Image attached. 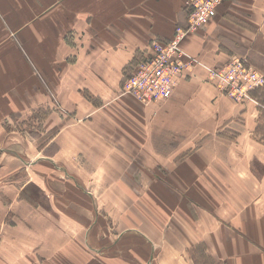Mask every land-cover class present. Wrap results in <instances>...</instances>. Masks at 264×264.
<instances>
[{
  "label": "crops",
  "instance_id": "1",
  "mask_svg": "<svg viewBox=\"0 0 264 264\" xmlns=\"http://www.w3.org/2000/svg\"><path fill=\"white\" fill-rule=\"evenodd\" d=\"M8 1L0 0V12L6 3L11 4ZM183 1L97 0L95 2L88 0L87 5L80 9L81 15L77 20H69V31L73 28L74 36L81 39L80 53L75 55V59L69 65V111L73 112L74 116L80 114L86 118L85 121H89L82 125L84 129H88L86 126L90 125L91 120L98 119L97 125L92 124L94 132L106 139L107 145L113 147L112 150L115 153L113 157L117 153L122 154L134 168L135 175L131 176L133 185L143 184L142 175L138 176L139 168L149 169L147 176L151 178V182L147 181V184H153L154 178L157 180L156 176L152 177L151 165L147 161L149 158L154 162V154H158L161 162L164 161L163 165L155 164V166L165 167L171 164V157L195 145L191 162L198 167H201L200 161L210 165L209 197L214 201H220V205H216L211 210L206 205L202 192L195 191L190 194L187 193L189 188L178 187L177 193L189 206L188 209L185 207L186 212L181 217L185 224L180 226V222L178 226L170 225L167 231L164 228L157 230L154 235H145L148 237L146 242L154 247L156 252L154 264H185L187 245L184 246L183 238L187 235L186 228L191 221H193L195 238L189 246L204 245L205 256L211 259L213 264H264L263 148L252 150L250 145L231 141L232 143L223 144L221 147L222 157H224L222 159L217 155L218 148L214 146L207 149L205 145H202L208 136L219 130L227 121H232L238 126L228 125L231 132H233L232 129L236 131L238 139L248 137L255 132L256 128L258 129L259 107H256L251 100L237 106L224 105L217 97L216 89L205 83V80L208 72L218 63L225 61L229 54L245 57L249 63L258 65L264 71V0L225 2L218 8L216 17L209 24L200 28L195 34L189 35L182 42L183 51L193 59V65L197 69L188 71L179 78L173 95L169 99L146 108H141L128 98L114 102L103 112H99L94 107L96 100H103L105 96L114 97L115 88L125 68H131L135 62L144 58L152 41H168L173 36L175 27L183 26L185 23ZM83 2L82 5H84ZM105 7L109 9V12L102 10ZM93 8L99 10L97 18ZM113 11L120 13L116 14ZM0 27L2 36L1 23ZM86 49L90 54L85 56ZM91 56L93 59L89 61ZM95 58L103 61L104 68L111 66V68H119L117 72H114L115 78L118 76L117 81H114V87L105 84V77L100 72L96 76L89 75L87 66ZM0 59L2 65L4 61L2 54ZM202 62L205 63L202 65ZM5 70L7 73H4ZM22 72V77L27 78L23 68ZM2 76L10 77L8 68H0V78ZM30 82L33 84V90L41 86L34 76L30 77ZM29 90L28 95L33 92L31 88ZM9 91L10 88H7L0 79V106H2L0 107V163L4 158L2 152H8L16 156L20 164L19 168L21 165L32 168L33 163L28 162V152L37 150L36 145L22 140L18 152L2 150L9 143V132L3 129L2 122L8 123V119L13 116L18 117L16 122L19 121L21 114L30 108L47 104L49 97L45 95L43 99L18 100L8 105L11 100ZM25 93L22 88L17 91L18 97L26 96ZM16 106L17 109L11 111ZM221 106H228V108L223 109ZM123 114L128 124L124 128H122ZM47 116L48 114L44 117L43 127L45 128L47 123L48 130L55 128L56 133L43 145L49 147V144L53 143V150L57 155L69 149L68 152L73 151L74 156L79 154L87 156V149H89L87 142L92 140L88 137L93 136L94 132L87 136L89 133L87 135L80 133V125L64 128L58 122H53V119L48 120ZM62 128L69 141H63V138L59 137L58 132L60 133ZM36 144L42 145L38 142ZM260 146L264 147L262 144ZM138 152L145 154L147 165L138 163L136 157ZM214 156L216 162H214ZM38 158L45 160L44 162H47V158L49 159L46 156H38ZM55 159L53 156L50 160L59 161ZM4 164L8 166L7 161ZM111 165L114 166L113 163ZM243 168L249 170H245V180L237 181V174ZM36 170L32 168L35 172L33 175L41 180ZM173 170L185 183H190L193 178L198 183L189 163L183 162ZM17 174L18 171L15 168L8 178L4 181L0 180V264L6 263L5 253L14 257L15 253H11L14 245L21 244V250L20 248L19 250L23 251L25 240L29 235L34 234L28 230L29 226L35 223L40 213H46L33 204L36 199L29 192V188L33 185L30 183H34L33 180L28 179L29 175H27L25 181L23 180L25 175L18 177ZM197 175L202 176L198 173ZM39 182L47 192L45 179ZM239 183H242L240 193L235 192L239 190ZM218 184L223 190L219 191L220 193L217 192ZM36 185L41 186L37 183ZM134 195L136 196L135 193ZM40 196L43 197L44 193ZM192 201L200 203L204 209L198 207L200 204H193ZM54 205L58 210V205L56 203ZM103 211H106L105 208ZM110 215L114 214L110 213ZM205 224L208 225V236L203 235L205 231L207 233V230H204ZM49 228L48 232L57 231L56 224H50ZM9 248L10 251H8ZM44 249L39 246L37 257L42 260L47 258V254L42 252ZM20 251L17 252L18 255L21 254ZM119 262L120 260H114L113 264Z\"/></svg>",
  "mask_w": 264,
  "mask_h": 264
},
{
  "label": "rangeland",
  "instance_id": "2",
  "mask_svg": "<svg viewBox=\"0 0 264 264\" xmlns=\"http://www.w3.org/2000/svg\"><path fill=\"white\" fill-rule=\"evenodd\" d=\"M91 1L97 2V0ZM227 1L229 0H224L222 4ZM9 2L11 4L6 3L0 12L2 26V36L0 27V55L2 54L4 57L0 68H8L10 74L8 78L2 76L0 79L3 80L7 88H10L9 93L12 101L9 100L8 105H12L18 100L43 99L45 95L49 97V101L39 107L30 108L21 114V117L19 116L17 122V116L9 118L8 123L2 122L3 129L9 132V143L2 150H16L18 152L22 140L34 143L37 150L28 152V162L33 163L32 168L37 169L36 174L40 176L41 180L33 175L35 172L32 171L31 167L27 165L22 167L21 165L19 168L20 164L15 155L2 151L4 158L0 163V172L2 173L0 180L4 181L8 178L15 168L18 171V177L25 175L23 180L26 181L27 175H29L28 179L34 182L30 183L33 185L29 188V192L32 193L31 196L36 199L33 204L37 205L38 209L46 211L45 214L40 213L35 223L29 226L28 230L34 234L33 236L29 235L25 240L23 251H20L21 244H17L12 247L11 253H15L14 257L5 253V264H113L114 260H120L118 264H154L156 252L154 247L146 242L148 237L145 235H154L157 230L164 228L167 231L170 225L178 226L180 222V226L185 224L181 217L186 212L185 207L188 209L189 206L177 193L178 187L189 188L187 193L190 194L195 191L202 192L205 203L211 210L216 205H220V201H214L209 197L211 191L210 165L199 160L201 167H198L191 162L195 145L185 149L180 154H176L173 158L171 157V164L165 167L155 166V164L163 165L164 161L161 162L158 154H154L155 161L153 162L149 158L147 161L151 165L152 177L156 176L157 180L153 177L155 180H153V184H147V181L151 182V178L147 176L149 169L146 167L139 168L137 172L139 171L138 176L142 175L143 184L133 185L131 176L132 174L135 175L133 173L134 168L122 154L117 153L113 157L115 154L112 150L113 147L107 145L106 139L94 132L92 124L97 125L98 119L91 120L90 125L86 126L88 129H84L82 125L89 121H85L86 118L80 114L74 116L73 112L69 111V65L75 59V55L80 53L81 45L80 37L74 36L72 32L73 28L69 31V20H77L81 15L80 9L87 5L88 0H9ZM183 6L185 23L182 27H175L174 33L177 28L187 26L188 11L185 5ZM89 8H91V4H89ZM93 10L96 11L94 14L97 18L99 10L98 8H93ZM102 10L109 12L106 7ZM200 28L192 34H195ZM157 41H152L147 50H150L153 43ZM159 41L161 42V40ZM84 53L85 56L90 54L87 49ZM183 53L187 55L184 51ZM92 59L93 56L89 58V61ZM237 59L240 62H237ZM137 62L131 68H125L119 83H117V88H115L114 97L105 96L103 100H96L95 109L103 112L114 102H120L119 100L123 98L134 101L141 108L165 101H142L131 92H124V79L135 71ZM242 62H245V68H234ZM204 63L202 62V65ZM89 64L87 66L89 75L95 74L96 76L100 72L105 77V84L114 87V81H117L116 78H118V76L115 78L114 72H117L119 68H111L112 66L104 68L102 66L103 61H98V58ZM227 66L230 68H224ZM22 68L27 78L22 77ZM194 69H197L194 65L185 68L180 77ZM211 70L221 71L223 75H217L215 79H212L210 78ZM211 70L207 74L205 83L216 89L220 102L228 106H237L251 100L256 107H259L260 117L258 129L256 128L255 132L248 137L238 139L235 134L236 131L232 129L233 133L230 128L238 126L232 121H227L219 130L217 129L208 136L202 145H205L207 149L214 146L218 148L219 153L217 155L222 159L224 157H222L223 150L221 147L226 143L236 142L241 143V145H250L252 150L258 148L264 150V147L260 146L261 144L264 145V84L253 88L261 76L263 78L264 71L258 65L249 63L245 57L236 54L227 55L225 61L218 63ZM241 70L244 71L241 72ZM226 72L233 75L230 80L233 93H226L219 87L220 82L226 76ZM4 73L7 71L5 70ZM238 75L240 77H237ZM31 76H34L36 82L41 84L40 88L33 90V84L30 82ZM241 77L245 79L244 82H241ZM232 82H238V85L232 84ZM20 88L26 92L25 95L30 93V88L33 92L18 97L17 91ZM228 106H221V108L226 109ZM0 107L2 108V106ZM3 109H5V105H3ZM15 109L17 106L11 111ZM47 114L48 120L53 119V122H58L64 128L80 125V133L85 135L89 133L87 136H90L94 132L93 136L88 137L92 140L87 142L89 147L87 156H81V154L74 156L73 151L68 152L69 149H67L68 153L64 150L57 155L53 150V143H50L49 147L43 145L56 133L55 128L48 130L47 123H45V128L43 127L44 117ZM125 125L128 124L123 114L122 128ZM64 128L60 133L58 132V135L63 138V141H69L64 135ZM65 131L67 130L65 129ZM36 142L42 145L38 146ZM207 149L205 150L209 152ZM38 156H46L49 159L47 158V162H44L45 160L38 158ZM53 156L56 158L55 160L58 159L59 161L50 160ZM136 157L139 164L147 165L145 154L138 152ZM6 161L8 166L4 164ZM183 162L189 163L198 183L194 178L190 183H185L184 180H180L176 176L177 173H174L173 168ZM214 162H216L215 156ZM22 168L23 171H21ZM245 170L249 171L247 168H243L238 172L237 181L245 180ZM197 173L202 174V176L199 177ZM43 179H45L48 188L47 192L39 182ZM36 183L42 187H38ZM195 183L196 185H194ZM241 184L239 183V190H235V192L240 193L242 191ZM219 191H223L220 184L217 186V192L220 193ZM41 193H44L43 197L40 196ZM54 203L58 205V210ZM192 203L200 204L196 201H192ZM198 207H202L201 204ZM104 208L105 212L103 211ZM202 209L204 208L202 207ZM110 213L114 215H110ZM50 224H56L57 231L48 232ZM186 224L188 223L186 222ZM192 224L193 221L188 224L187 235L183 238L184 246L187 245L185 264H213L212 260L205 256L206 247L204 245L189 246L195 238V230ZM204 230H207V233L205 231L203 235L208 236V225H204ZM39 246L45 248L42 250L43 253L47 254L45 260L37 257ZM19 251L20 255L17 254Z\"/></svg>",
  "mask_w": 264,
  "mask_h": 264
},
{
  "label": "built area",
  "instance_id": "3",
  "mask_svg": "<svg viewBox=\"0 0 264 264\" xmlns=\"http://www.w3.org/2000/svg\"><path fill=\"white\" fill-rule=\"evenodd\" d=\"M224 0H184L188 11L187 26L177 28L168 41H157L141 58L135 71L124 79V92H131L142 101H160L169 99L176 87L178 78L185 68L193 65V59L184 55L181 44L186 36L194 33L200 27L207 25L217 15V10ZM237 62H240L237 59ZM244 63H238L234 68H245ZM224 68H230L229 66ZM244 70H241L243 72ZM210 78L215 79L223 72L211 70ZM258 74V73H257ZM259 75V74H258ZM233 75L226 72V76L220 82L219 87L226 93H233L231 79ZM237 77H240L239 75ZM241 82L245 79L241 77ZM240 82V83H241ZM238 85V82H232ZM243 84V83H241ZM264 84V76L253 86L259 87Z\"/></svg>",
  "mask_w": 264,
  "mask_h": 264
},
{
  "label": "bare ground",
  "instance_id": "4",
  "mask_svg": "<svg viewBox=\"0 0 264 264\" xmlns=\"http://www.w3.org/2000/svg\"><path fill=\"white\" fill-rule=\"evenodd\" d=\"M245 64V62H243Z\"/></svg>",
  "mask_w": 264,
  "mask_h": 264
}]
</instances>
